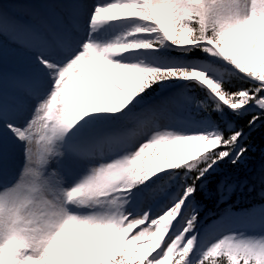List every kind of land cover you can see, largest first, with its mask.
I'll list each match as a JSON object with an SVG mask.
<instances>
[{"label": "rangeland", "instance_id": "obj_1", "mask_svg": "<svg viewBox=\"0 0 264 264\" xmlns=\"http://www.w3.org/2000/svg\"><path fill=\"white\" fill-rule=\"evenodd\" d=\"M238 2L89 0L91 13L82 15L80 23V28L84 25L87 30L76 33L84 42L87 39V46L65 63L70 67H61L50 94L45 90L38 96L37 110L31 114L32 122H42L55 109L44 134L41 126H34L33 137L26 142L32 143L43 162L38 169L21 167L12 183L0 190V264H114L115 259L122 264H175L173 257L182 260L181 264H193L221 254L235 264H264V225L241 231L232 227L233 217L228 215L204 230L201 208L192 203L190 190L180 185L187 178L182 170L193 169L202 153L215 147L218 140L210 122H202L188 111L190 96L179 85L184 78L193 79L217 97L216 73L199 65L185 70L179 57L176 62L180 63L172 71V65L158 61L150 49V44L188 47L190 31L198 20L206 29H214L219 43L209 40L202 44L205 58L230 68L264 73V64L259 65L264 53V0L241 3L250 27L248 36L235 23L240 18ZM73 5L72 0H0L1 81L24 88L32 85L17 60L22 57L26 63L39 65L47 59L41 52L40 60L31 58L34 48L24 45L17 34L43 36L38 29L42 19L64 15L62 11ZM115 9L118 14L113 15ZM65 17L62 22L68 25ZM70 40L71 36L68 43ZM78 53L81 56L77 57ZM146 71L150 76L160 73L153 75V87L165 83L139 102L137 90L148 81ZM92 74L93 83L87 80ZM0 94L6 95L1 90ZM72 100L77 108L71 111L75 118L66 132L61 122ZM2 108L7 105L0 102ZM3 111L1 126L13 127L10 122H19L18 117L9 120L11 116H4ZM51 135L60 143L65 135L83 153L76 157L58 150L72 161L82 182L87 180L74 201L83 210L78 217L64 218L68 215L60 200L68 189L66 181L59 168L45 163L52 148ZM186 141L183 152L179 144ZM90 143L94 151H90ZM35 150H28V156L35 157ZM0 164L5 175L8 160L3 153ZM147 176L152 177L149 183L142 184L141 178ZM232 190L231 185L220 184V200H226ZM116 204L118 214L113 217L110 206ZM96 207L109 225L95 224ZM258 221L264 222V210ZM169 236L171 241H167Z\"/></svg>", "mask_w": 264, "mask_h": 264}, {"label": "trees", "instance_id": "obj_2", "mask_svg": "<svg viewBox=\"0 0 264 264\" xmlns=\"http://www.w3.org/2000/svg\"><path fill=\"white\" fill-rule=\"evenodd\" d=\"M238 87L240 91L237 95L234 92L228 98L235 100V106L236 99L245 98L250 101L258 96L264 98V92L254 89L256 87L249 86L247 82L239 81ZM238 117L242 116L236 115L234 121L220 124L219 144L201 155L195 167L186 171L187 185L193 189V195L203 208V213L214 218L220 217L227 207L251 210L264 204V113L254 111L245 116L247 120L239 118L240 122ZM219 181L233 187L231 199L226 204L216 203L215 186ZM200 264L235 263L221 254L208 257Z\"/></svg>", "mask_w": 264, "mask_h": 264}, {"label": "bare ground", "instance_id": "obj_3", "mask_svg": "<svg viewBox=\"0 0 264 264\" xmlns=\"http://www.w3.org/2000/svg\"><path fill=\"white\" fill-rule=\"evenodd\" d=\"M72 1H74L73 8H74V13H75V20L79 26V28L76 30V33H78V32L82 31V28H80V23L82 22L81 16L85 15V16L89 17V15L91 13V11L89 12V8H90L89 4L90 3H89V0H72ZM242 1L243 0H239V2H238V7H237L238 12L237 13H238V16L240 18L237 19V21H235V23L240 27V29H242L244 35L248 36L250 34V27H249L245 17L243 16V13H242V10H243V5L241 4ZM240 4H241V6H240ZM113 12H114L113 15L118 14L116 9L113 10ZM62 17H58L59 21L56 20V18H53L55 20V22L61 27V30H60V27H59V31L55 30L58 34L57 35L58 48H56L58 51L60 50L59 47L61 46V44H63V42L60 43V41L64 40V46H65L64 48H66L65 43H66V39L68 38V36L70 34L69 30H72V28H76V25H75L76 23H71L70 27L65 26L63 23H60V20H63V18H64V17L63 18ZM52 26H53V28H55L54 25H52ZM52 26L49 24L48 20H45L44 23H41V26H39L38 29L44 35H47L46 36L47 39H52V38H55L54 32L51 31V33H49V31H47V29H46V27L52 29ZM81 26H82V24H81ZM44 35L42 37H44ZM76 35H74L72 38L74 40H76L78 43H80L81 42L80 37L78 38ZM18 37L20 38V41L23 42L24 45L29 44L30 46H35L33 43H30L31 41H29L28 37H25L24 34L23 35L17 34L16 38H18ZM51 45H53V44L51 43ZM35 49L39 52L45 51L44 49H42L40 47L39 41H38V44L36 45ZM58 51H57V53H55L54 51H51L50 52L51 57L48 58V61H44L47 63H43V64H39V65L36 63L35 64L34 63H28V62L26 63V60L23 59L22 57H20L17 60V61H21L20 63L23 64V65L22 64L19 65V66H22L21 67L22 69H24L23 72L27 75H30V79L33 80V81H31L32 85H29V88L36 89L37 91H39V90L42 91V90H46V89H48L54 85L58 74H60V72H62V71H59L60 66L58 65V62H56V61H58V60L60 61L63 58L67 57L68 54L66 52L70 53L69 50L68 51L63 50L65 53L58 52ZM241 52H243V50H241ZM34 56L38 57V54L31 55V58ZM38 58L40 60V57H38ZM53 60H55V62ZM41 77L43 78L42 80L40 79ZM33 78H35L39 82H36L35 79H33ZM27 80H28V77H27ZM87 80H88V82L93 83V81L95 80V74H92L89 79L87 78ZM0 82L5 87L8 88L6 90V88H2V86L0 84V90L3 91L7 95V98H6V95L0 94V102H2L3 105L7 104L8 106H10V104L8 103L10 101L8 99V97L11 98V100H13L12 102H14L13 98H16L17 102L15 105H12V106L17 105L21 109L20 113L21 114L23 113V115H25L28 111H30V109L35 107L36 102L34 101V99L27 98V96L24 97L23 100L20 99L22 90H21V88L20 89L16 88L14 82L6 83V82L1 81V80H0ZM35 84H38L37 88H35ZM29 88L27 87L24 89V91L27 92V94H31ZM83 100H84V98H81L79 102L81 103V102H83ZM74 103L75 102L72 100V102L68 105V109H67L68 114L65 117L64 122H61L63 124V127L65 129H67L66 132L69 131V127L72 126V122H74L75 117H73V119L71 118V116H72L71 111L74 112V109L77 108V104L76 103L74 104ZM11 112H13V115H16L15 110H12V109L8 111L9 114H5V112L3 114H4V116L8 117L7 115L10 116L12 114ZM51 116H55V113L52 112ZM80 117H82V116L78 115V118H80ZM9 119H13V118H9ZM23 120H25L24 116L22 117L21 122L18 123L16 121H14V125L16 128L10 127V126L7 127L6 125H2V126L0 125V158H1L2 153H3L8 160V164L4 165L7 168V171H5V175L7 177L6 176L5 177L8 180H11L12 177H15L17 174H19L18 172L20 171L21 167L26 168L29 165H33L34 169H38L41 166V163L43 162V160L39 158V153L37 150H35V147L32 145V143H28V145H26V142H27V139L31 140V138L33 137L34 126H36V127L41 126L40 127L41 134H44V129L47 130L46 126L48 125V121L44 120L43 122H32V121H30V119H28V122H22ZM57 127L60 130V126H57ZM6 131H8V132H6ZM12 132L14 134V137H10V134ZM135 132H136V130L133 131L132 133H135ZM8 135H9V137H8ZM49 135H50V132H49ZM34 137H35V135H34ZM40 137L43 138L44 136H40ZM65 137L66 136L64 135V138H63L62 142L60 143L56 140L57 138L55 136H53V138L50 139L52 142V146H55L56 144H58V145L63 146V147L65 146L64 151H71L75 155H78V153L83 154V153L79 152L75 147L72 146L71 142L69 141V138H65ZM187 143L188 142L186 141L185 143L179 144V148L181 151L185 152V148L187 147ZM90 144H91L90 151H94L93 144L92 143H90ZM28 150L30 153H32L35 150V157L32 156L31 154H29V156H28ZM49 161H45V163L47 162V165H49L51 163L50 158H49ZM64 165L65 164H63L62 166H64ZM0 171L2 172V165L1 164H0ZM1 172H0V175H1ZM69 172L74 174V176L72 177L71 180L73 181V184H76V182L78 181V179L75 175L76 171L74 170V168H72L69 170ZM5 182H6V180H5ZM83 186H84L83 183L80 182L79 186L77 188V191H76L77 194H79V195L81 194V189L83 188ZM114 212L115 211L113 210V213ZM108 214H109V212H108ZM110 214H111V212H110ZM71 217H72V215L68 214V217H66V215L64 214V218H66V219L71 218ZM103 217L104 216L102 214H97V217H96L97 222H95V224H97V225L102 224L103 226L109 225L110 224L109 222H107V221L103 222ZM113 217H114V215H113ZM171 240L172 239L169 238L167 241H171ZM166 245H167V242H166ZM0 263H1V260H0Z\"/></svg>", "mask_w": 264, "mask_h": 264}]
</instances>
